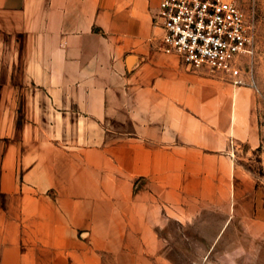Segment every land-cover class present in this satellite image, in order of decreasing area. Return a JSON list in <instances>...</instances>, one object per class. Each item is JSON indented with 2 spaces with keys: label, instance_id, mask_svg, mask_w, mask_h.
I'll return each instance as SVG.
<instances>
[{
  "label": "crops",
  "instance_id": "1",
  "mask_svg": "<svg viewBox=\"0 0 264 264\" xmlns=\"http://www.w3.org/2000/svg\"><path fill=\"white\" fill-rule=\"evenodd\" d=\"M161 1L0 0V264H172L214 213L264 238L251 97L164 53Z\"/></svg>",
  "mask_w": 264,
  "mask_h": 264
},
{
  "label": "rangeland",
  "instance_id": "2",
  "mask_svg": "<svg viewBox=\"0 0 264 264\" xmlns=\"http://www.w3.org/2000/svg\"><path fill=\"white\" fill-rule=\"evenodd\" d=\"M248 20L254 25L255 42L253 54L243 56L236 63L238 79L244 83L240 88L251 97V113L254 119L258 142H243L238 145L230 137V145L239 150L235 158L239 167L250 177L248 183L259 192V201L264 207V0H239ZM204 79H224L231 85L232 73L222 71L192 72ZM234 86V85H233ZM234 140V141H233ZM233 142H235L233 144ZM233 147V146H232ZM237 154V153H236ZM220 214H210L204 225L185 228L173 222L165 235L166 256L172 264H264V238L254 239L247 229L232 228L220 236ZM260 232H264L261 227Z\"/></svg>",
  "mask_w": 264,
  "mask_h": 264
},
{
  "label": "built area",
  "instance_id": "3",
  "mask_svg": "<svg viewBox=\"0 0 264 264\" xmlns=\"http://www.w3.org/2000/svg\"><path fill=\"white\" fill-rule=\"evenodd\" d=\"M162 47L191 71L232 73L239 58L253 54L254 25L239 0H162L159 6Z\"/></svg>",
  "mask_w": 264,
  "mask_h": 264
}]
</instances>
